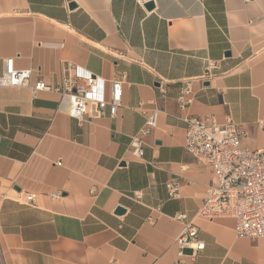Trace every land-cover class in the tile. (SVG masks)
<instances>
[{"label":"crops","instance_id":"0c3cea01","mask_svg":"<svg viewBox=\"0 0 264 264\" xmlns=\"http://www.w3.org/2000/svg\"><path fill=\"white\" fill-rule=\"evenodd\" d=\"M9 58L31 86L61 84L68 66L101 78L106 98L123 86L115 118L82 123L57 93L0 87V264H264V239L197 216L215 176L186 150L182 121L230 118L244 148L264 149V0H0V75ZM178 214L199 228L196 258L179 254Z\"/></svg>","mask_w":264,"mask_h":264},{"label":"built area","instance_id":"2783aa9c","mask_svg":"<svg viewBox=\"0 0 264 264\" xmlns=\"http://www.w3.org/2000/svg\"><path fill=\"white\" fill-rule=\"evenodd\" d=\"M217 69V64L208 61L207 75ZM67 76L61 84L49 86L38 81L31 86L32 69H17L13 58L4 60V70L0 75L2 88H31L33 94L51 92L60 95V108L69 117L79 123L86 117H103L107 113L115 118L122 107L123 81H111L110 97L104 93V81L81 70L68 66ZM190 93V84L180 89L177 99L180 111H186L192 100L186 97ZM186 127L185 148L199 162L211 167L215 183L208 191L206 199L197 216L213 221L221 217L232 218L236 222L235 233L238 238L264 239V149L251 151L242 145L245 132L230 118L223 125L208 123L198 117L185 116L182 119ZM157 127V114L147 118L143 134ZM130 153L136 159L144 156V143L139 136L130 142ZM180 181H169L167 189L172 198L178 196ZM61 196L56 192L52 198ZM27 203L35 205V197L28 195ZM183 224V231L177 239L179 254L190 251L192 258L204 250L198 240L199 228L189 221L186 214L174 217Z\"/></svg>","mask_w":264,"mask_h":264},{"label":"water","instance_id":"95a60500","mask_svg":"<svg viewBox=\"0 0 264 264\" xmlns=\"http://www.w3.org/2000/svg\"><path fill=\"white\" fill-rule=\"evenodd\" d=\"M147 6H148V8H150V9H153L154 8V5H153V3L151 2V3H148L147 4ZM73 7V6H72ZM119 214H124V210L123 209H118V211H117Z\"/></svg>","mask_w":264,"mask_h":264}]
</instances>
